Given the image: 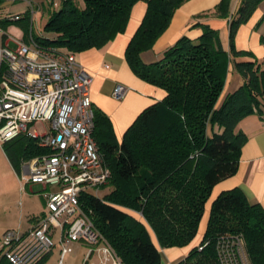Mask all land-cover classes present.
Segmentation results:
<instances>
[{"label":"trees","instance_id":"trees-1","mask_svg":"<svg viewBox=\"0 0 264 264\" xmlns=\"http://www.w3.org/2000/svg\"><path fill=\"white\" fill-rule=\"evenodd\" d=\"M137 1L63 0L58 9L49 11L44 25L54 35L50 38L31 34L29 11L16 20H0V28L6 31L15 22L25 42L31 37L40 46L79 53L101 48L123 32ZM185 1L146 0L145 13L124 52L133 74L163 89L164 97L140 112L120 143L110 120L93 109L92 135L110 169L111 190L102 197L82 193L80 200L122 264H160V252L145 224L126 209L141 213L160 247L187 245L198 231L213 186L237 171L247 140L235 129L237 124L253 113L264 117V57L259 60L234 47L238 27L262 0H240L234 14H230V0H219L213 14L229 18L228 50L219 32L203 25L197 39L183 36L160 60L142 61L141 53L152 48ZM260 42L264 45V33ZM233 56L253 59L234 62L243 81L217 104ZM2 148L16 173L22 160L44 151L25 134ZM221 235L241 237L249 264H264V206L250 203L237 187L220 192L211 202L200 241L206 243L203 248H191L175 264H219L216 244ZM0 264L10 263L0 255Z\"/></svg>","mask_w":264,"mask_h":264},{"label":"built area","instance_id":"built-area-1","mask_svg":"<svg viewBox=\"0 0 264 264\" xmlns=\"http://www.w3.org/2000/svg\"><path fill=\"white\" fill-rule=\"evenodd\" d=\"M47 1L58 9L63 0ZM3 34L0 28V147L20 134L34 139L44 151L21 161L20 179L50 190L42 193L44 211L26 229L3 232L0 255L10 264H35L48 255L43 264H50L58 246L53 264H64L77 243L85 246V264L95 252L99 259L90 264H122L80 200L82 193L107 185L111 176L92 135L90 74L73 52L40 46L31 37L29 42L13 38L16 46L10 47ZM125 91L118 84L112 95L122 99ZM37 121L48 123L42 134L29 129ZM205 244L199 242L198 249ZM216 252L219 264H249L239 236H219Z\"/></svg>","mask_w":264,"mask_h":264},{"label":"crops","instance_id":"crops-1","mask_svg":"<svg viewBox=\"0 0 264 264\" xmlns=\"http://www.w3.org/2000/svg\"><path fill=\"white\" fill-rule=\"evenodd\" d=\"M218 2L219 0L185 1L175 10L168 27L155 41L152 48L141 53L142 61L150 64L160 60L163 53L183 36L193 40L197 39L202 34L203 25L217 30L223 47L228 50L229 18L213 14ZM239 2L240 0H230V14L236 12ZM146 7V0H138L131 7L123 32L118 33L101 48H90L75 53L77 60L91 76L89 94L92 107L95 112L110 120L115 140L118 143L140 112L161 100L165 95L163 89L133 74L124 56L127 43L139 26ZM262 33H264V0L257 5L249 19L238 27L234 36L235 49L249 51L255 58L262 59L264 57V45L260 42ZM252 59L249 56L231 57L223 91L217 104H220L226 94L236 89L243 81L234 68V62ZM118 84L126 88L122 99H115L112 95ZM235 129L242 131L247 137L240 151L237 171L213 186L195 237L187 245L162 248L153 231L145 224L151 241L160 252V264H175L183 259L191 248L197 246L206 228L211 202L220 192L237 187L250 203H259L264 206V117L257 113L250 114L240 120ZM214 130L219 129L215 126ZM128 210L126 211L133 215ZM85 253L86 250L84 255ZM83 258L82 264H85ZM98 259V253L95 252L92 254L90 263H96Z\"/></svg>","mask_w":264,"mask_h":264},{"label":"rangeland","instance_id":"rangeland-1","mask_svg":"<svg viewBox=\"0 0 264 264\" xmlns=\"http://www.w3.org/2000/svg\"><path fill=\"white\" fill-rule=\"evenodd\" d=\"M50 10L53 9L49 7L47 0H0V20L14 15L22 17L25 12H31L30 30L35 37L50 38L54 36L51 32L44 30ZM6 34L7 44L10 47L16 46L13 38L21 39L23 37L21 28L15 22L8 24ZM47 126V122L37 121L30 124L29 129L30 131L34 129L38 134H42L46 131ZM20 176L21 173H16L3 148L0 147V243L4 231L12 228L26 229L31 224V218L40 215L45 209V199L42 193L49 191L50 187L43 189L39 184L26 186ZM110 190V186L104 185L92 191L98 197H102ZM128 211L133 213L131 215L135 219L148 226L140 212H133L131 209ZM85 250L84 245L74 243L72 252L64 257V264H82ZM57 255L58 246L53 249L50 264L55 262Z\"/></svg>","mask_w":264,"mask_h":264}]
</instances>
